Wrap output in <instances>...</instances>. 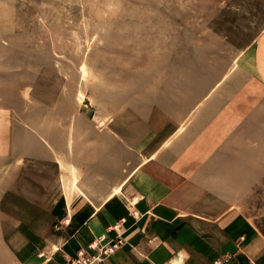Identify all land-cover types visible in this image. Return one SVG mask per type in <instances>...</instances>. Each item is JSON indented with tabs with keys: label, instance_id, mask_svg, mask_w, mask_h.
Masks as SVG:
<instances>
[{
	"label": "rangeland",
	"instance_id": "1",
	"mask_svg": "<svg viewBox=\"0 0 264 264\" xmlns=\"http://www.w3.org/2000/svg\"><path fill=\"white\" fill-rule=\"evenodd\" d=\"M263 33L264 0H0L6 209L14 171L21 186L40 188L22 189L0 245H22L31 227L40 247L28 264L62 250L77 233L67 224L87 216L50 211L94 145L118 176L149 159L175 168L185 209L238 212L264 236V82L254 59Z\"/></svg>",
	"mask_w": 264,
	"mask_h": 264
},
{
	"label": "crops",
	"instance_id": "2",
	"mask_svg": "<svg viewBox=\"0 0 264 264\" xmlns=\"http://www.w3.org/2000/svg\"><path fill=\"white\" fill-rule=\"evenodd\" d=\"M254 59L257 75L264 82V33L254 46ZM17 134L21 136L20 132ZM18 137L13 136L15 153H20ZM95 149L97 152L83 166L82 173L75 176L72 192L64 191L58 205L50 211L87 217L82 221L76 217L77 221L67 224L77 225V233L61 251H53L45 264H74L79 248L88 247L103 236L117 240L112 226L120 219H124L123 244L107 256L106 264H264V236L238 212L210 218L185 209L189 205L181 201L185 196L181 195V179L175 168L170 171L159 160L149 159L122 177L117 175L116 161L106 154L101 159V148L94 145ZM106 150L110 153L111 148ZM18 172L14 171L11 179L12 210L6 209L9 203L5 186L0 183V231L7 229L6 215L20 213L22 191L32 197L40 189L31 180L21 186ZM26 230L28 239L22 245L2 242L0 264H28L26 261L36 259L35 252L40 247L37 234L31 227ZM6 256L13 261L6 260Z\"/></svg>",
	"mask_w": 264,
	"mask_h": 264
},
{
	"label": "built area",
	"instance_id": "3",
	"mask_svg": "<svg viewBox=\"0 0 264 264\" xmlns=\"http://www.w3.org/2000/svg\"><path fill=\"white\" fill-rule=\"evenodd\" d=\"M123 225L124 219L117 220L114 229L120 231ZM105 239L106 237L103 236L100 240H94L87 248H81L72 262L74 264H106L107 256L116 251L121 240ZM103 242H107V244H103ZM90 250H93L94 254L89 253Z\"/></svg>",
	"mask_w": 264,
	"mask_h": 264
}]
</instances>
